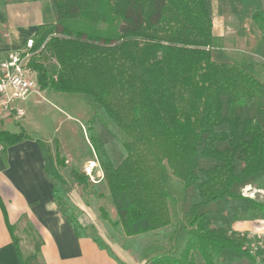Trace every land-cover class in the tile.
<instances>
[{"label":"trees","instance_id":"1","mask_svg":"<svg viewBox=\"0 0 264 264\" xmlns=\"http://www.w3.org/2000/svg\"><path fill=\"white\" fill-rule=\"evenodd\" d=\"M49 1L54 22L37 27L39 60L29 65L41 89L85 94L97 105L87 129L117 214L111 219L103 211L104 220L130 238L174 226L169 240L182 238L179 250L153 255L149 264L264 260V243L254 248L256 236L232 229L240 220H264V198L243 191L264 188V81L252 62L212 58L221 38L213 33L211 0ZM250 19L264 37V8ZM47 57L54 61L45 63ZM109 124L122 134L118 161L106 148ZM26 136L0 130L5 147ZM170 174L179 182L182 212L174 225ZM48 175L76 236L125 264L81 224L67 186ZM71 175L87 185V175ZM6 223L20 263L43 264L39 235L32 230L33 250L23 255Z\"/></svg>","mask_w":264,"mask_h":264},{"label":"rangeland","instance_id":"2","mask_svg":"<svg viewBox=\"0 0 264 264\" xmlns=\"http://www.w3.org/2000/svg\"><path fill=\"white\" fill-rule=\"evenodd\" d=\"M37 2L36 0L35 3ZM211 4L213 33L221 38L220 46L211 49L212 58L226 63L252 62L256 76L264 81V37L255 29L250 19L254 10L264 8V0H211ZM2 6L4 3L0 2V7ZM42 14L45 15V12L42 11ZM34 59L39 60L37 55L32 57V60ZM52 61H54L52 58L47 57L45 63L51 64ZM33 78L37 81L36 72L33 73ZM44 96L45 99L41 98L37 104H30L28 101L29 111L25 118H29L30 123L24 122L23 119L14 123L7 121L6 127L16 130L25 125L39 132L40 136L49 138L51 158H56L55 148L58 145L57 161L60 162L62 159L64 161V166H59L58 179L67 186L68 197L79 207L81 224L89 233L95 231L106 241L130 253L133 264H149L153 255L177 252L182 238H177L173 242L169 240L174 228L172 225L157 232L130 238L123 235L120 226L104 220L103 211L107 212L111 219H116L117 214L103 168L90 143L87 129V122L97 110V105L85 94L62 93L48 88ZM108 129L111 132H105L106 148L109 154L114 156L115 161H118L122 153L120 145L122 134L112 124L108 125ZM72 169H77L88 176L85 187L73 180ZM169 187L172 194L170 210L174 225L177 219L181 218L182 212L179 203V182L171 174ZM257 198L263 199L264 196L259 194ZM17 230L15 236L19 239V247L23 255H28L33 250L36 235L27 226H21ZM254 236L261 237L258 240L262 239L264 243V234Z\"/></svg>","mask_w":264,"mask_h":264},{"label":"crops","instance_id":"3","mask_svg":"<svg viewBox=\"0 0 264 264\" xmlns=\"http://www.w3.org/2000/svg\"><path fill=\"white\" fill-rule=\"evenodd\" d=\"M35 1L0 0L4 3L0 7V60L21 49L40 24L54 22L49 11L50 1ZM47 90L48 88H36L25 100L15 101L14 107L21 109L23 116L5 119L0 129L11 133L24 131L27 135L22 140L7 145L0 156V264H21L6 219L15 232L21 226H27L39 235V258L43 264H119L91 238L77 237L57 206L48 172L60 178L58 145L55 148L56 158H51L49 138L40 136L39 132L25 125L16 130L6 127L7 121L14 123L23 119L30 123L31 120L25 118L29 111L28 101L30 104H37L41 98L45 99L44 93ZM232 229L256 235L264 234V221L240 220L232 225ZM103 240L125 264H133L130 253ZM229 264H264V260L242 259Z\"/></svg>","mask_w":264,"mask_h":264},{"label":"built area","instance_id":"4","mask_svg":"<svg viewBox=\"0 0 264 264\" xmlns=\"http://www.w3.org/2000/svg\"><path fill=\"white\" fill-rule=\"evenodd\" d=\"M33 48L34 39L29 37L21 49L9 53L7 57L0 60V129L5 119L11 116L15 118L23 116V111L15 108L14 103L25 100L38 86V81L33 78L35 70L29 65L36 52ZM4 150L5 146L0 142V156ZM243 191L245 195L252 198H257L259 194L264 196V189L245 186ZM254 235L256 234H250V236ZM256 244L262 245V239L259 243L253 244L254 248Z\"/></svg>","mask_w":264,"mask_h":264}]
</instances>
